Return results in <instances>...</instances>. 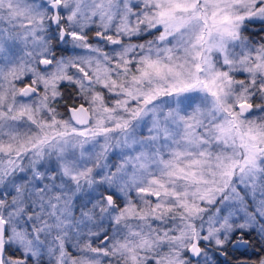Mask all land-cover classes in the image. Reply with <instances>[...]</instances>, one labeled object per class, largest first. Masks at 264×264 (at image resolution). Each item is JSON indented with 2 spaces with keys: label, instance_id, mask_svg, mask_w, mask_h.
I'll return each mask as SVG.
<instances>
[{
  "label": "rangeland",
  "instance_id": "1",
  "mask_svg": "<svg viewBox=\"0 0 264 264\" xmlns=\"http://www.w3.org/2000/svg\"><path fill=\"white\" fill-rule=\"evenodd\" d=\"M59 3L61 41L43 0H0L3 264H204L244 229L264 243V47L247 30L264 0ZM54 168L59 187L36 186Z\"/></svg>",
  "mask_w": 264,
  "mask_h": 264
},
{
  "label": "trees",
  "instance_id": "2",
  "mask_svg": "<svg viewBox=\"0 0 264 264\" xmlns=\"http://www.w3.org/2000/svg\"><path fill=\"white\" fill-rule=\"evenodd\" d=\"M66 90H63V95L69 91V88H65ZM70 100V98H68V101ZM26 165H29V162L26 164ZM55 172H57V169H54ZM35 183H36V186L37 183H39V186H46V185H57L59 187V182H60V175L59 174H54L52 176L50 175H42L40 177H35ZM72 183V181H71ZM83 188V187H82ZM82 188H76L74 185L72 186V195H78L77 198H81L82 196ZM101 191H103V188H101ZM51 196V195H49ZM108 198V201L110 203H113L118 201V199L116 197H113L109 194L106 195ZM52 197H55L52 195ZM108 212V211H107ZM89 221V220H88ZM90 222V221H89ZM91 223H94V222H91ZM37 227H40L39 225ZM40 230H41V227L40 229H38V231H35L36 235H37V240L39 241V234H40ZM239 230H235V234H231L233 236L236 235V233H238ZM250 230H245L243 231V236L246 237V239H248L250 242L248 244V247L246 249L245 248H241V249H237V250H234L233 253H229L227 252L223 258H221L219 261H218V264H232L233 261H235V264H259L261 262H264V243H263V238H261V234H257L255 238H253L249 233ZM53 233V232H52ZM89 234V236H96L95 234L91 233V232H87ZM108 228L103 230L102 231V234H100L99 236H103L104 237L106 236L105 234H108ZM88 236V237H89ZM54 237V236H53ZM44 243V242H42ZM44 246V245H42ZM40 246V247H42ZM10 248H6L5 250V254L6 255H10ZM247 251H250L252 252L248 257L249 258H246V255H245V252ZM249 253V252H248ZM94 254V253H93ZM14 257H17V258H20L21 256L15 252L14 254ZM231 257V258H230ZM232 257L235 258V260L232 259ZM253 259H256V260H253ZM261 259V260H260ZM29 262V261H28Z\"/></svg>",
  "mask_w": 264,
  "mask_h": 264
},
{
  "label": "water",
  "instance_id": "3",
  "mask_svg": "<svg viewBox=\"0 0 264 264\" xmlns=\"http://www.w3.org/2000/svg\"><path fill=\"white\" fill-rule=\"evenodd\" d=\"M47 3L48 8L53 10V16H52V25H55L58 19V9H59V3L56 0H43ZM64 31L61 30V38L63 37ZM239 107L242 109H245L244 112L250 110V106H248L246 103H240ZM68 113L74 123L77 124L79 118H83L84 122H88L90 118V114L88 113L86 107L83 104H78L77 106L68 107ZM5 232V224L2 218L0 217V264H2V256L4 253V243L2 241L3 235ZM197 243V242H196ZM190 251L194 256L197 255V248L195 251V239L193 241V246L190 248Z\"/></svg>",
  "mask_w": 264,
  "mask_h": 264
},
{
  "label": "flooded vegetation",
  "instance_id": "4",
  "mask_svg": "<svg viewBox=\"0 0 264 264\" xmlns=\"http://www.w3.org/2000/svg\"><path fill=\"white\" fill-rule=\"evenodd\" d=\"M263 22H259V21H257L258 23H260L261 25H252V26H250V27H248L247 28V30L249 31V34L250 35H253V36H261L262 37V42H263V46H264V20L263 19H261ZM252 21H255V20H252ZM49 24L51 25V23H50V19H49ZM59 25H62V22H61V19H60V16H59V24H55V25H51L50 27L53 29V30H56V29H58V33L60 32V26ZM58 39H59V36H58ZM262 45V44H261ZM55 47H60L58 44L55 46ZM56 51H57V48H56ZM236 75L237 76H239L238 78H244V81H239V84L241 85V86H243L244 88H247V89H250V92H251V90H252V87H251V85H250V82H249V80H248V75H247V73H245V72H237L236 73ZM243 100V99H242ZM247 101H250L251 103H252V106H253V108H252V111L251 112H254L255 111V107L254 106H256V101H258V100H256L254 97L253 98H251V99H249V100H247ZM235 108H236V106H235ZM236 111H237V109H236ZM238 112V111H237ZM238 242H242L241 240H238L235 244H233V246H230V248H229V250L228 251H226V253L227 252H229V253H233V251L234 250H237V249H239L238 247ZM249 240L248 239H246V242L245 243H242V244H244V247L243 248H245L246 247V249H247V247H248V244H249ZM249 252V253H248ZM253 252V251H252ZM252 252H250V251H247V252H245V255H246V258H249L248 256L252 253ZM223 254H224V252H223ZM231 258V257H230ZM232 259L233 260H235V258L234 257H232ZM253 260H256V259H253ZM261 260V259H260ZM232 264H235V261H233V263Z\"/></svg>",
  "mask_w": 264,
  "mask_h": 264
}]
</instances>
